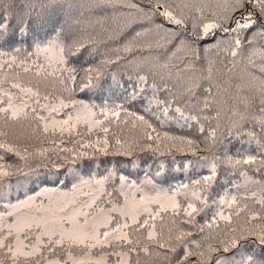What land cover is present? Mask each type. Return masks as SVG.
Segmentation results:
<instances>
[{
    "label": "snow or ice",
    "instance_id": "obj_1",
    "mask_svg": "<svg viewBox=\"0 0 264 264\" xmlns=\"http://www.w3.org/2000/svg\"><path fill=\"white\" fill-rule=\"evenodd\" d=\"M173 150L208 174L169 183ZM0 264H264V0H0Z\"/></svg>",
    "mask_w": 264,
    "mask_h": 264
},
{
    "label": "trees",
    "instance_id": "obj_2",
    "mask_svg": "<svg viewBox=\"0 0 264 264\" xmlns=\"http://www.w3.org/2000/svg\"><path fill=\"white\" fill-rule=\"evenodd\" d=\"M76 15L81 16V18L84 20L85 23H88L90 21H93L96 19V15L98 13L94 14L93 12L89 11L87 9V5H85L84 8L78 9L76 12ZM111 24L112 22L109 20L108 22ZM91 31V29H90ZM96 31H99L97 28ZM98 39H103V35L99 36ZM86 62H91L88 58V52H84L82 55H80L79 60L74 62V66L77 68H83L86 66ZM126 78V77H125ZM122 89H116L113 88L111 90H108L107 87L102 92H88L81 94L79 92L74 93V99L82 101L84 103H88L91 105H97V106H104L105 104L111 105L112 103H119L118 97L120 96ZM140 106L136 105L129 109V111L137 112L138 108ZM122 119H128L129 123L127 126L124 127V134L128 135L129 138L136 137L140 134L142 129L139 125L135 129L132 127V121L130 117H122ZM10 132V135L19 137L22 141L34 137L35 133H33L32 129L27 126V124H20V125H13L11 129H5ZM81 130H83L81 128ZM160 131H167L169 130L167 127L159 129ZM143 143V142H142ZM71 146V145H69ZM142 146V145H141ZM162 151H164L163 147L161 148ZM235 151V148L233 149ZM198 156H205L210 155L205 149L204 146L201 145L200 150L197 152ZM172 157H175V164L171 162ZM111 158V157H110ZM114 160V164L118 168H122L125 171H130L133 175V178H136L137 176H140L144 173L145 167L143 164H140V160H144L147 163L153 162V157L148 152H142L140 147H137L134 153V156L131 158L132 160L136 161V163H129L126 158L123 157H116L111 158ZM195 157L191 155H182L175 150H173L171 156H166L164 158H161V161L167 164V167L169 169V183H178L180 181L187 182V179L189 178V175H191L192 178H197L201 175L208 174L206 170L199 169L194 164H189V161H194ZM119 163H116V162ZM60 163H63V161H59ZM199 163H203L202 161ZM65 167H70V165H65ZM88 167L89 166H83L84 168V175L88 174ZM96 170H99L101 173H103L104 165L100 163L99 160L96 161L94 165ZM173 169H175V172L173 173ZM153 171H155V166L153 165ZM184 173V175H181V173ZM45 174L44 171H41L37 173V175L43 176ZM175 175V179H172L171 177ZM230 177L225 175L224 169H220L219 173V180L218 185L220 189L222 190L223 186L227 185L230 181ZM256 179H260V177H256ZM28 186L27 184L24 185L23 189L17 188L15 190V194L20 193L21 191H27ZM241 203H249L250 201H241ZM215 211V209H211L208 211L206 216H197V222L199 226L204 225L207 221H209L212 218V212ZM224 227L223 222H220V228L213 227L211 229L205 230V235L208 237H215L217 232H219ZM207 242L212 243V245L215 247L216 242L214 239L208 240Z\"/></svg>",
    "mask_w": 264,
    "mask_h": 264
}]
</instances>
